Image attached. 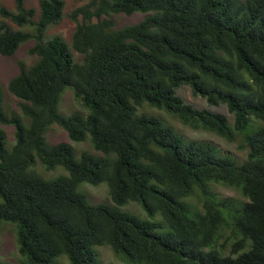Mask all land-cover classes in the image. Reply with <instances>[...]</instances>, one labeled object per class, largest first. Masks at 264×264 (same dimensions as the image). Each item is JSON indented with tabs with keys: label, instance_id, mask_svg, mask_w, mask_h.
Segmentation results:
<instances>
[{
	"label": "trees",
	"instance_id": "16d2710c",
	"mask_svg": "<svg viewBox=\"0 0 264 264\" xmlns=\"http://www.w3.org/2000/svg\"><path fill=\"white\" fill-rule=\"evenodd\" d=\"M13 1L0 4V58L34 45L7 85L17 109L0 85V230L15 225L22 255L0 264H98L99 245L129 264H264V0H89L67 14L70 41L47 38L65 0L38 10ZM137 12L146 16L120 28L112 19ZM183 86L233 117L185 101ZM67 87L84 110H59ZM144 105L246 158L185 137ZM55 124L101 154L49 143ZM3 126L14 127L10 148ZM38 163L67 174L46 178ZM83 182H107L112 202L90 203ZM130 202L149 218L123 209Z\"/></svg>",
	"mask_w": 264,
	"mask_h": 264
},
{
	"label": "rangeland",
	"instance_id": "374dc122",
	"mask_svg": "<svg viewBox=\"0 0 264 264\" xmlns=\"http://www.w3.org/2000/svg\"><path fill=\"white\" fill-rule=\"evenodd\" d=\"M89 0H65V17L56 25L52 26L48 31V37L53 34H61L65 37L67 41L71 40L72 33L75 28V22L70 19L67 14L70 13L74 8L88 2ZM0 4H4L7 7L13 9V0H0ZM28 7H34L38 10L39 0H27ZM146 14L144 13H134L132 15L126 14H115L112 19L116 27H123L129 24L137 23L142 20ZM24 30L29 29L28 27L22 28ZM34 45V41H29L23 44L18 51L12 56H2L0 58V85L3 86L5 92V107L10 106L11 108L17 109L16 101L17 99L9 94L7 85L9 80L19 73L18 61L25 60L31 63L33 57L29 55L28 50ZM79 58V56H78ZM178 93L185 99V101L192 103L198 108H209L211 110L224 113L230 118L233 117L228 111L226 105L219 106H209L206 100L200 96H194L189 86H183L178 90ZM59 110L66 114H72L75 111L84 110L82 105L74 98V93L71 87H67L59 104ZM149 112L157 116L163 117L168 122L173 124L176 129L187 138L203 139L214 142L219 145L224 152H229L230 154L238 157L241 160L246 158V153L237 148V143L227 142L223 138L201 130H193L187 126H184L177 119L170 117L163 110L156 108H151L148 105H144L139 108V112ZM1 126V124H0ZM8 135V147L14 145V127L13 126H3ZM46 137L49 143L55 144L58 142H70L78 152V154L84 150H88L94 154H101L96 151L89 141L85 142H75L72 141L68 133L59 125L55 124L49 127ZM36 169L43 174L46 178H55L62 174H67L64 167L58 166L53 170H47L40 163L36 165ZM79 191L86 194L88 201L92 204L98 203H111L112 200L109 194V187L107 182H102L99 185H93L87 182H83L78 187ZM216 191L222 196H240L239 192L224 186H216ZM123 209L130 210L142 218H149L146 210L137 202H130L123 206ZM96 251L98 252L99 263L98 264H129L123 258V256L116 254L109 246H96ZM0 259L10 262H19L22 260V255L18 249L17 243V233L16 227L11 222H3V226L0 230ZM58 264H70V261L66 255H61L57 259Z\"/></svg>",
	"mask_w": 264,
	"mask_h": 264
}]
</instances>
